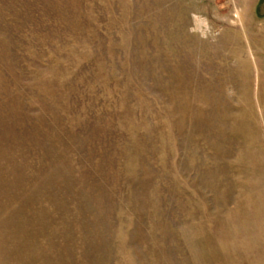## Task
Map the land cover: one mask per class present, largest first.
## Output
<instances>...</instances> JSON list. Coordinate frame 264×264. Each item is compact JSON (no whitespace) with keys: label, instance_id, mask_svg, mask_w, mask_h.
<instances>
[{"label":"rangeland","instance_id":"rangeland-1","mask_svg":"<svg viewBox=\"0 0 264 264\" xmlns=\"http://www.w3.org/2000/svg\"><path fill=\"white\" fill-rule=\"evenodd\" d=\"M0 264H264V0H0Z\"/></svg>","mask_w":264,"mask_h":264}]
</instances>
